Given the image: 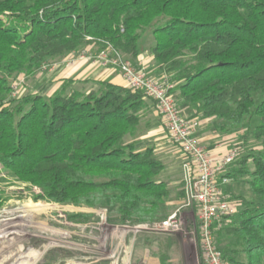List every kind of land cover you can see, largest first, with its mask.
Masks as SVG:
<instances>
[{"label":"trees","instance_id":"trees-1","mask_svg":"<svg viewBox=\"0 0 264 264\" xmlns=\"http://www.w3.org/2000/svg\"><path fill=\"white\" fill-rule=\"evenodd\" d=\"M148 29L181 114L214 119L220 133L257 119L251 135L264 146V0H0V164L40 189L38 200L111 204L136 224L162 217L171 195L157 180L163 163L154 148L124 144L148 110L143 91L109 81L88 91L65 80L48 98L9 100L16 76L90 46L138 58ZM245 176L257 202L237 197L240 220L224 232L239 242L244 264H264V151L232 166V181ZM227 252L224 260L238 264Z\"/></svg>","mask_w":264,"mask_h":264},{"label":"rangeland","instance_id":"rangeland-1","mask_svg":"<svg viewBox=\"0 0 264 264\" xmlns=\"http://www.w3.org/2000/svg\"><path fill=\"white\" fill-rule=\"evenodd\" d=\"M154 43L152 29L146 30L139 43L141 53L150 56ZM101 51L96 46H90L65 59L72 62L81 60V56L84 55L87 58L83 60L95 63L106 70L113 69L102 65L98 59ZM120 56L122 61L132 64L121 53ZM63 60L47 63L40 73L46 74L54 70ZM114 70L122 75L119 69ZM35 76H16L12 80L13 92L9 100L37 93L45 98L50 97L52 90L47 91L42 85L36 84ZM157 77L153 78L158 80L160 77ZM162 79L170 80L166 75ZM80 85L88 91L99 89L95 81L80 80L76 87ZM149 103L155 105L151 99L148 100ZM183 116L189 119L188 115ZM194 119H197L198 127L203 124L202 133L207 132L214 138H219L218 143L221 144L218 145L221 146L219 152L213 150V144L201 142L212 155L222 156L231 149H237L240 152L238 159L240 160L258 151H264L263 144L257 142L251 135L254 128L259 125L257 119L237 130L223 133L215 130L218 126L214 119L200 117ZM142 123L139 131L143 134L148 132V126H151L153 136L149 148H154L156 158L164 165V170L157 180L165 182L171 193L159 220L141 224L124 222L117 207L111 204L91 207L85 204L59 205L38 200L41 195L40 189L21 183L0 164V264H162V258L166 259L165 264H206L200 248L198 209L196 206L192 208L186 206L184 165L188 158L170 138L160 115L148 109L143 113ZM133 138L127 136L124 144L133 142ZM147 148L137 143L138 150L144 151ZM169 149L174 150L173 154ZM247 168L250 171L254 170L250 161ZM248 179L246 176L240 177L224 187L226 199L233 205L232 212L215 229L217 247L222 255L229 251V254L236 257L238 264L246 262L245 256L241 253V246L234 237L226 235L224 231L230 228L233 222L240 220L239 215L243 208L237 197L243 196L257 202L249 188ZM184 190L185 196L180 197ZM175 213L181 221L179 230L162 228L160 225ZM234 251L238 254H233Z\"/></svg>","mask_w":264,"mask_h":264},{"label":"built area","instance_id":"built-area-1","mask_svg":"<svg viewBox=\"0 0 264 264\" xmlns=\"http://www.w3.org/2000/svg\"><path fill=\"white\" fill-rule=\"evenodd\" d=\"M84 55L81 60L85 59ZM92 58V57H88ZM98 59L104 67L117 68L125 77L128 87L141 90L153 100L156 109L168 130L170 138L188 158L184 165L187 207L198 209L200 220V248L206 264H227L217 247L215 229L232 212V204L226 199L224 187L232 181L229 177L232 166L240 152L231 149L217 156L205 148L196 138L197 119L185 118L176 101L169 94L172 88L168 80L153 78L145 69H140L121 60L120 53L111 46L100 52ZM164 229L178 231L181 221L175 213L161 225Z\"/></svg>","mask_w":264,"mask_h":264},{"label":"crops","instance_id":"crops-1","mask_svg":"<svg viewBox=\"0 0 264 264\" xmlns=\"http://www.w3.org/2000/svg\"><path fill=\"white\" fill-rule=\"evenodd\" d=\"M125 58L129 60L132 64H134L136 67L146 69L151 74V76L155 78H158L157 76H159L160 78L158 80H162V77L166 75L164 71L160 69L159 64L154 61V57L152 54L150 56H144L142 53H140V55L136 59L130 57ZM35 78H37L36 84L42 85L47 91L52 90V93H55L65 80H74L77 83H79L80 80H90V82L109 81L119 86L128 87V83L123 75L117 73L114 69L106 70L100 68L99 66H97V64L90 63L88 62V60H74L71 62L68 59H65L60 62V64H57L54 70L52 69L46 74H42L39 72L35 76ZM52 93H50L49 96H51ZM148 109L149 111L152 110L153 112L159 115L154 104L149 103ZM160 119L162 120L161 117ZM142 124L143 123L141 122V125ZM202 126L203 124L201 123L200 127H198V129L196 130V137L200 142L204 144H213V150L219 152L221 150V146H218L221 145L220 143H218L219 138H214L213 135H209L207 132L202 133L204 128ZM139 129L140 127L138 128L135 136L136 138L134 137L135 139L133 138V141L137 142L139 146L145 145L146 148H149L151 143L150 139L153 136V132H151V126H148V132H145L144 134L141 133ZM214 146L216 148H214ZM169 151H171V154H173L172 152L174 150L172 151V149H169Z\"/></svg>","mask_w":264,"mask_h":264},{"label":"bare ground","instance_id":"bare-ground-1","mask_svg":"<svg viewBox=\"0 0 264 264\" xmlns=\"http://www.w3.org/2000/svg\"><path fill=\"white\" fill-rule=\"evenodd\" d=\"M9 235V234H8Z\"/></svg>","mask_w":264,"mask_h":264}]
</instances>
